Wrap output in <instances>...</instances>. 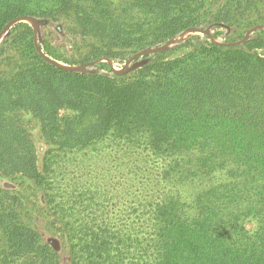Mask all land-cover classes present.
I'll use <instances>...</instances> for the list:
<instances>
[{
	"label": "trees",
	"instance_id": "1",
	"mask_svg": "<svg viewBox=\"0 0 264 264\" xmlns=\"http://www.w3.org/2000/svg\"><path fill=\"white\" fill-rule=\"evenodd\" d=\"M5 28L0 264H58L44 230L68 264H264V0H0ZM77 153L117 161L102 192Z\"/></svg>",
	"mask_w": 264,
	"mask_h": 264
},
{
	"label": "rangeland",
	"instance_id": "2",
	"mask_svg": "<svg viewBox=\"0 0 264 264\" xmlns=\"http://www.w3.org/2000/svg\"><path fill=\"white\" fill-rule=\"evenodd\" d=\"M19 20L25 21L27 23H29L30 25H32L35 29V41L37 42V28L35 26V23L33 22V20H31L30 18H21ZM7 29L3 31V33H1L0 35V41L2 40L4 34L6 33ZM193 33H197V34H204L203 31L200 30H188L185 31L181 34H179L176 38H174L173 40H170L167 44H165L163 47L177 43L182 41L184 38H186L187 36L193 34ZM53 34V35H52ZM61 36L60 34H57V30L51 28L49 30V34L48 36ZM110 64L112 65L113 69L115 71H121L123 70L127 65H125L123 68H118L114 63H112L111 61H109ZM66 67V66H65ZM36 128L32 129V132L34 134V140L37 144V148H38V161H39V165L42 164L43 162V156H44V150L46 148V146L43 144L42 140L40 139V137L38 136V132L36 131ZM79 158H81V160L83 159V163L80 164L81 167H84V174H82L80 171H78L77 173H72V177L69 179L70 182L69 184L75 182L78 184H81L80 182L89 184L90 182L94 185L95 188L100 189L101 192L102 190H104L105 184H107L109 181L108 180V176L105 177V170H115L117 168V161L114 159H111L108 156L103 155V153L100 154H93V153H87L85 155H81V154H75V155H69V160L65 163L67 166V169L69 170H76V168H78L79 166ZM87 170H92L93 173L86 176L85 174L87 173ZM96 172V173H94ZM84 176V179H82ZM105 204H107L109 211V214L111 215H115L117 214V211L115 208H117V206L115 205L117 203V199H110V200H106L104 201ZM248 228H252L253 226V222H247L246 223ZM44 234V238L45 241H47L48 243L52 244L58 254H59V260H58V264H68L69 260H68V253L67 250L63 244V241L56 235L53 233H50L49 231H43Z\"/></svg>",
	"mask_w": 264,
	"mask_h": 264
},
{
	"label": "water",
	"instance_id": "3",
	"mask_svg": "<svg viewBox=\"0 0 264 264\" xmlns=\"http://www.w3.org/2000/svg\"><path fill=\"white\" fill-rule=\"evenodd\" d=\"M6 29H7V28H5L4 30H6ZM4 30H3V31H4ZM2 33H3V32H2ZM0 35H1V34H0Z\"/></svg>",
	"mask_w": 264,
	"mask_h": 264
}]
</instances>
